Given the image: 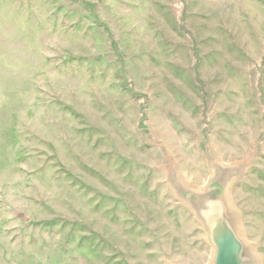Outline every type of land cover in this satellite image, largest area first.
I'll return each instance as SVG.
<instances>
[{
  "label": "rangeland",
  "instance_id": "1",
  "mask_svg": "<svg viewBox=\"0 0 264 264\" xmlns=\"http://www.w3.org/2000/svg\"><path fill=\"white\" fill-rule=\"evenodd\" d=\"M206 190L264 264V0H0V264H208Z\"/></svg>",
  "mask_w": 264,
  "mask_h": 264
},
{
  "label": "water",
  "instance_id": "2",
  "mask_svg": "<svg viewBox=\"0 0 264 264\" xmlns=\"http://www.w3.org/2000/svg\"><path fill=\"white\" fill-rule=\"evenodd\" d=\"M223 195L206 190L188 197L193 213L203 224L213 246L211 264H250L252 257Z\"/></svg>",
  "mask_w": 264,
  "mask_h": 264
},
{
  "label": "bare ground",
  "instance_id": "3",
  "mask_svg": "<svg viewBox=\"0 0 264 264\" xmlns=\"http://www.w3.org/2000/svg\"><path fill=\"white\" fill-rule=\"evenodd\" d=\"M223 196H224V199H225V202H226V206H227V208L229 209V211L231 212L233 218L235 219V216H234V214H233V212H232V209H231V206H230V204H229V201L227 200V196H226L225 194H224ZM235 221H236V219H235ZM236 223H237L238 228H239V230H240V232H241V228L239 227V224H238L237 221H236ZM241 234H242V233H241ZM211 258H212V255H211ZM211 258L209 259L208 264H211Z\"/></svg>",
  "mask_w": 264,
  "mask_h": 264
}]
</instances>
